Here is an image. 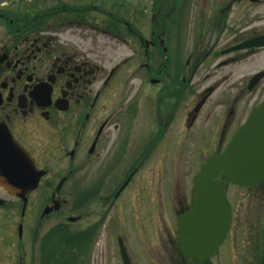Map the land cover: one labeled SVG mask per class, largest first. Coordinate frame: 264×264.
<instances>
[{
	"label": "flooded vegetation",
	"instance_id": "obj_1",
	"mask_svg": "<svg viewBox=\"0 0 264 264\" xmlns=\"http://www.w3.org/2000/svg\"><path fill=\"white\" fill-rule=\"evenodd\" d=\"M242 1L234 0V3ZM248 1L258 3L261 0ZM79 2L71 0L67 5L63 0H54L49 20L41 18L42 13L33 11L0 25V154L9 146L21 144L36 167L45 170L37 187L26 195L24 210L23 199L10 194L0 183V206L7 207L0 213L1 245L7 240L12 245L24 244L25 248L26 244L35 243L48 232L51 234L59 225L57 217L61 206L55 208L57 200L61 204H75L76 209L92 202L110 206L124 196L129 200L138 197L152 203L148 200L152 198L148 188L160 184L161 194L170 193L173 182L170 181L169 185H163V181L153 182L149 180L150 172L157 171L156 176L163 177L168 172L166 167L169 163L170 173L175 172V163L186 148V140L196 139L194 136L205 138V141L203 148L197 142L193 150L200 154V158L203 151L207 152L198 164L192 162V169L197 171L207 157L223 149L225 130L233 118L228 119L233 114L231 108L220 125L224 129L212 132L213 126L209 121H214L217 114L209 110L211 98L221 90L220 84L224 79L203 85L202 78H194L205 59L219 60L215 63L219 66L239 63L238 51L225 52L232 44L218 48L215 43L202 54L194 51L186 58L180 45L181 52L177 57H171L167 29L175 24L180 27L181 21L174 17L183 9L182 0H171L168 4L160 0L157 18L152 20L154 25L141 22V27L137 23L144 18L143 13L129 21L122 19L117 11L95 4L93 0L88 5ZM163 5L168 6L167 12L162 11ZM90 13L100 20H90ZM86 29L92 30L89 37L93 41L96 39L93 32H98L123 41L128 47L132 44L130 56L134 60L128 74H122L121 65L125 60L106 68L104 56L109 44L93 42L89 45L70 39L87 38ZM249 31L247 26L246 32ZM66 32L69 34L67 38L62 36ZM263 32H254L238 41ZM256 49L260 48L245 50ZM255 72L241 81L244 95L260 85L262 79L248 89ZM209 77L207 73L204 81ZM187 100L191 101V106ZM257 102L253 100L251 106ZM202 124L207 125L210 131L201 132ZM216 134L217 143L212 141ZM130 140H135L134 157L123 162L120 154L130 150ZM54 156L65 159L66 171L59 177L55 176L53 181L54 166L51 164L57 162L53 160ZM96 160L98 169L92 168ZM64 176V183L69 185L68 194L61 197L55 188ZM133 188H138V191L133 193L130 190L121 195L123 190ZM183 188L182 196H179L181 201L175 207L177 214L189 210L191 186ZM225 191L231 207V222L216 254L203 260L187 259L183 254L176 257L175 252L182 251L169 232L168 244L162 247L172 253V264L262 263L264 182L254 186L226 182ZM244 206L250 210L247 220L244 219L246 242L241 248V256L235 258L233 245L227 240L234 219L239 217L237 212L240 214L243 209L244 213ZM17 213L19 220L15 216ZM66 217L68 220L78 217L70 221L74 223L85 217V213ZM97 228L94 226L93 231L96 232ZM67 229L71 234L75 232L70 227ZM219 255L220 260L216 259ZM130 258L133 261L131 255Z\"/></svg>",
	"mask_w": 264,
	"mask_h": 264
},
{
	"label": "rangeland",
	"instance_id": "obj_2",
	"mask_svg": "<svg viewBox=\"0 0 264 264\" xmlns=\"http://www.w3.org/2000/svg\"><path fill=\"white\" fill-rule=\"evenodd\" d=\"M93 1L95 4L103 5L106 9L113 12L117 11L120 15L131 12L130 15L136 18H138L137 12L141 13L148 7V5H150V0ZM227 1L228 0H182L181 5L183 4V9H180V11L182 10L180 15L171 17L181 21L180 27L175 24L170 25V28L167 29L170 37L168 44L171 57L175 58L177 57V54L181 52L180 45L183 46L186 58L188 54H191L194 51L202 54L215 43H217L218 48L224 47L237 42L243 37L252 35L254 32L264 31V0H261L258 3H252L248 0L237 2L234 3L229 10L220 13L219 9L223 7ZM63 2L70 3L67 0H63ZM81 2H83L82 4L88 5L92 0H80L79 3ZM159 2L160 0L157 3V7ZM164 2L165 4H168L171 0H164ZM53 3L54 0H0V14L3 13L5 16L13 18V20H18L22 18V14L25 13L22 9L27 11V15H30L33 11L37 13L46 11L48 8L52 7ZM27 7H29V9ZM162 11L167 12L168 6L163 5ZM149 14L150 10L148 8L145 12L146 20L140 18L137 25L141 27V22L143 24L147 22L146 25H150ZM41 18L44 19V14H41ZM48 18L50 17L48 16ZM89 18L90 20L100 19V17L97 16H91ZM156 18L155 15L154 19L156 20ZM7 20L9 19L0 16V25H3ZM151 22L154 25V22ZM247 26L250 29L249 32H246ZM254 29L255 31H253ZM85 31L87 38L81 40L78 37H72L70 39L75 42L81 41L89 45L93 42L100 45L109 44L104 56V64L106 68L108 69L115 63L125 60L121 65L122 74L129 73L130 63L134 60L133 56H130L132 53L130 48L132 47V44L128 47L127 43H123V41L118 39H111V37L98 32H93L96 36V39L93 41V39L89 37L90 31L92 30L86 29ZM62 36L67 38L69 37V34L66 32V34L64 33ZM112 46L114 49H112ZM248 53L250 55H248ZM236 54H238L240 60L239 63L230 65L219 66L218 64H215L218 63L219 60L213 61V59H205L204 63L199 66L194 76L196 80L202 78L203 85L209 82L211 83L212 81L219 82L221 79H224L220 84L221 90L212 96V103L209 108L210 111L213 110L214 114H217V118H214V121H209L213 126L212 132L224 129V126L221 129L220 125L225 121L224 116H226L230 109L233 108V114H231L228 119L230 120L232 116L233 118L230 126L225 130L226 134L222 144L232 136L236 127L245 121L252 109L251 102H253V100L259 101L264 99V78L259 82V87L248 92V94L244 95L241 90V81L245 79L247 75L257 69H264V48L256 49L254 51L241 50ZM207 73L210 74L211 78L209 77L208 80L204 81ZM153 89L155 90V88ZM187 104L191 106L192 103L190 100H187ZM245 106H247V108L244 110L243 107ZM200 123H197V125ZM201 129V132H205L209 127L202 124ZM216 136L217 134L215 135L214 140H212L215 143L218 142ZM194 137L196 139L189 138L186 140V148L175 163L177 164V170L175 172L170 173L172 172L170 166L171 163L167 165L166 170L168 172L165 176L163 175V177L156 176L158 173L155 172L157 171L150 172L149 180H152L153 182L163 181V185H169L171 183L170 181H173L174 183L171 184L172 188L170 193L163 192L161 194L160 184L148 188L151 195L150 197H152L148 200H151L152 203H146L138 197H133L132 200L126 198V196H124L126 191L129 192L131 190L133 193L134 190L138 191V188H133L125 189L126 191L123 190L121 195L124 197L122 200H119L110 206H103L98 202H92L91 204H84L76 209L74 208L75 204L69 202L61 204L57 220L67 224V226L75 232L78 230L84 231L87 229H93L94 226H96V228L98 227L97 232L93 236L92 242L89 244L86 256H80V259H78V257L72 264H121L116 240L119 233L124 237L129 252L134 255L132 256L134 264H172V259H174L172 253L163 250L162 245L166 246L168 244V233L174 230L176 214L174 213L175 207L178 206L181 201L179 196H182V190L184 189L183 186L187 189L190 185L191 175L196 170L192 169L191 164L193 161L198 164L200 159L202 160V158H204L203 156L207 153L206 151H203L204 155L200 158V154L193 150L195 143L199 142L198 145H202L203 148V140L205 141V138L201 139L197 136ZM134 142L135 140H130V150L120 154L123 162L133 159ZM170 149L171 147L169 148V152ZM53 158V160L56 159L57 161L56 163L53 162L54 164H51L54 166L52 169L53 177H51L54 181L55 176L58 175L59 177L60 175L65 174L66 162L65 159H61L60 156H54ZM98 164L99 162L97 160L94 161L92 163V168L98 169ZM153 173H155V177L153 176ZM140 174L141 173H139V176ZM67 183L68 182H65L59 191L61 197H66L68 194L69 185ZM240 203L243 205V201ZM6 208V206L0 207V213L4 212ZM244 209V213L243 209L242 213L239 214V211L237 212L239 217L236 216L234 219L232 232L227 240L230 245H233L235 258L237 255L239 257L241 256V248L246 242V226L244 219L247 220V216L249 215L247 213L250 210L245 206ZM78 212L85 213V217L74 223L66 220L67 215H77ZM28 213H31L30 209ZM17 217H19L18 213ZM12 218L13 216L11 219ZM5 241L6 243L3 247L4 255H0V261H2L3 264H18L17 260L20 255H23V264H42L43 253L41 250V243L36 242L35 244H32V246L28 245L26 251H21L19 247H16L14 252V255L15 253L16 255L14 256L13 253L10 252L13 250H10V247L7 246V244L10 245V243H8L7 240ZM175 254L178 255L179 253L176 252ZM216 259L220 260V255L217 256ZM69 264H71V261Z\"/></svg>",
	"mask_w": 264,
	"mask_h": 264
},
{
	"label": "water",
	"instance_id": "obj_3",
	"mask_svg": "<svg viewBox=\"0 0 264 264\" xmlns=\"http://www.w3.org/2000/svg\"><path fill=\"white\" fill-rule=\"evenodd\" d=\"M261 46H264V33L245 39L226 51ZM261 76V72L255 74L249 87ZM0 164L1 184L9 192L22 196L26 202L25 194L37 186L45 171L35 166L28 152L18 143L4 149L0 154ZM218 173L220 179H215ZM225 180L242 185L264 181V101L251 110L223 151L210 156L193 177L190 209L177 218L179 244L191 258L204 259L215 254L227 233L231 211L224 192ZM119 245L123 263L131 264L121 238Z\"/></svg>",
	"mask_w": 264,
	"mask_h": 264
},
{
	"label": "trees",
	"instance_id": "obj_4",
	"mask_svg": "<svg viewBox=\"0 0 264 264\" xmlns=\"http://www.w3.org/2000/svg\"><path fill=\"white\" fill-rule=\"evenodd\" d=\"M46 240L43 248L44 259L42 264H71L75 262L86 246L84 232H79L73 236L69 234L65 227H58L56 233Z\"/></svg>",
	"mask_w": 264,
	"mask_h": 264
}]
</instances>
